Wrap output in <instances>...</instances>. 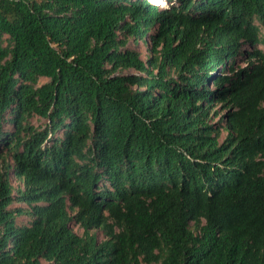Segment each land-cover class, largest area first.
Returning <instances> with one entry per match:
<instances>
[{"label":"trees","instance_id":"1","mask_svg":"<svg viewBox=\"0 0 264 264\" xmlns=\"http://www.w3.org/2000/svg\"><path fill=\"white\" fill-rule=\"evenodd\" d=\"M165 1L0 0V264H264V0Z\"/></svg>","mask_w":264,"mask_h":264},{"label":"rangeland","instance_id":"2","mask_svg":"<svg viewBox=\"0 0 264 264\" xmlns=\"http://www.w3.org/2000/svg\"><path fill=\"white\" fill-rule=\"evenodd\" d=\"M152 1H154L155 3H156V2H161V5H162L163 7H165V8L168 7V3H167L165 0H152ZM131 46L134 47V44H131ZM140 49H142V51L144 52V54L147 53V50L144 48L143 45L140 46ZM263 49H264V48H263ZM229 73H230V72H228V74H229ZM48 81H49V80L46 79V78H41V79H40V84L46 83V82H48ZM217 119H218V118H217ZM217 119H216L215 121H217ZM32 122H33L35 125L38 126V125H41V124L45 123V120H40V119H38V118L36 117V118L32 119ZM7 127L9 128V127H11V125H10V124H7ZM59 134H60V133H59ZM17 184H18V183H17L16 181H14V185H17ZM17 221H18L19 224H29V223H30V218H28V217H26V216H21V217H18ZM74 230H75L76 233L79 234V235H82V234H83V230H82L79 226H75V227H74ZM103 238H104L103 235L100 233V234H99V239H103Z\"/></svg>","mask_w":264,"mask_h":264},{"label":"clouds","instance_id":"3","mask_svg":"<svg viewBox=\"0 0 264 264\" xmlns=\"http://www.w3.org/2000/svg\"><path fill=\"white\" fill-rule=\"evenodd\" d=\"M156 4H158V2H156ZM158 5H160V4H158ZM161 6V5H160ZM163 7V6H162Z\"/></svg>","mask_w":264,"mask_h":264}]
</instances>
